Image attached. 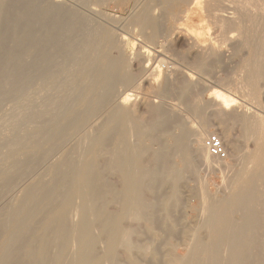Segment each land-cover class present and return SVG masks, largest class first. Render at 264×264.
I'll list each match as a JSON object with an SVG mask.
<instances>
[{"label":"bare ground","instance_id":"obj_1","mask_svg":"<svg viewBox=\"0 0 264 264\" xmlns=\"http://www.w3.org/2000/svg\"><path fill=\"white\" fill-rule=\"evenodd\" d=\"M58 1L0 0V91L5 86L1 87L4 84L1 82L7 75L4 72L8 69V62L13 63L14 68L11 67L17 72L16 76L13 74L15 77L12 75L15 80L11 76L13 71L8 74L10 81H14L10 90L20 92L27 89L28 85L36 83L35 89L28 92L25 90L27 95L44 87L43 81L47 73L53 74V92L48 97L53 102V108L42 107L34 115L31 112L29 125L32 123L35 125L33 127L49 126L54 129L66 121L68 122L65 125L69 122L73 124L72 132L53 139L51 157L55 154L56 159L43 175L35 174L31 178L29 175L32 173L26 171L12 182L9 181L10 183L0 181L1 202L17 188V181L25 180L24 177L28 176L32 179L10 207L4 208L2 205L3 208L0 209V264H264V109H251V106L250 109L242 107L239 111V107L235 108L236 103L229 105L226 96L219 93L215 94L217 101L213 102L217 103V108L213 104L210 106L214 108H206L195 93L198 89L186 80H180L175 72L173 81H165L169 79L164 78L162 86L151 82V89L160 96L178 92L186 100L189 109L201 116L204 122L208 121L206 110L213 109L220 120L231 123L230 128L237 127L240 140H235V135H231L228 130L219 138L228 155L234 157L233 161L236 162L231 165L221 164L218 159L215 161L218 157L207 148L205 133L201 129L187 128L178 116L165 111L167 108H162V103L150 100L141 103L145 114H140L144 119V127L146 126L147 131L144 132L147 133L148 145L137 150L134 140L139 138V133L131 125L130 118H136L138 109L134 102L130 103L132 94L128 93L123 97L120 87L125 85L129 89L137 84L138 74L133 70L126 71L119 65L97 71L84 67L77 74H71L68 71L70 69L64 66L68 55L73 61L78 57L84 58L92 52L91 43L95 44L97 41L102 42V45L112 43L110 47L114 51V57L120 62H126L121 50L129 44L127 32L126 36L114 33L112 25L109 24L114 23V17L103 18L99 13L95 18L85 14L82 17L77 14L78 10L76 12L68 9ZM93 2L96 8L103 5V0ZM157 2L163 13L159 18H152V15L142 18L143 26L140 28L143 41L155 43L176 30L173 19L170 18L176 10H189V6L202 8L206 12L205 16H208L212 36L201 38L187 28H177L179 40L175 41L181 46L189 45L195 49L193 58H189L188 53L183 54L185 61L191 62L199 71L205 73L211 68L214 69L212 66L216 67L221 63L222 48L230 45L233 54L230 56L235 57L241 64L243 77L250 81L247 82L250 83L251 94L256 99L264 92V0ZM142 50V56L149 53L148 48ZM21 51L32 54L30 63L25 60L28 64H23L22 57L19 59ZM60 58L64 59V63L59 61ZM141 68L145 69L142 65ZM149 77L151 80V76ZM77 89L81 100L79 98L73 102V94ZM9 97H6L7 101L11 100ZM2 104L1 100V106ZM77 106L80 110L75 118H72V114L62 118L67 112L63 108ZM230 106L234 107L231 113ZM16 107L19 108L8 107L3 114L8 131L21 128L18 130V139L15 141L6 132L0 142L12 148L19 145L21 147L30 138L41 140L43 135L38 137V134L42 132V128L37 131L31 129L32 127L22 128L21 120L24 117H18L21 114L16 117L10 109ZM87 128L94 129L95 132L90 147H87V138L81 135ZM54 133L55 131L51 134ZM14 152L16 160L4 159L0 164L1 174L9 166H26L32 160L33 149L30 146L21 147ZM79 155L83 156L81 164ZM194 161H202L208 167L216 166L215 169L226 170L224 174L227 185L233 193L219 204L217 198L208 197L203 189L197 188L203 199L199 218L201 220L194 227L181 230L175 221L174 211L181 204L183 183L189 174H195ZM7 201L9 204L13 202ZM212 205H215V209L209 212ZM211 212H214L213 219L208 221ZM136 223L144 225L142 232L148 234L150 242L135 239L141 232L135 226ZM201 229L205 230V235H209L203 237L204 240L208 239L206 242L201 240ZM155 241H161L160 245H154ZM179 248L184 250L183 255H175L174 251ZM162 249L165 250L164 253Z\"/></svg>","mask_w":264,"mask_h":264},{"label":"rangeland","instance_id":"obj_2","mask_svg":"<svg viewBox=\"0 0 264 264\" xmlns=\"http://www.w3.org/2000/svg\"><path fill=\"white\" fill-rule=\"evenodd\" d=\"M84 1L85 0H64V1L63 0H59L58 3L60 2L61 4L65 5V7H67L68 9H72V10H74L76 12L78 10L79 13L77 12V14H79L80 16H82V14H85V16H87V17H90V18L94 17L95 18V17L98 16L97 13H99V16L101 14V16H103V18L107 17V19H109L111 17L112 18L114 17L115 18V19H113V20H115L114 23L110 22L109 24L112 25L111 28L114 31V33H116V35L120 36V34H121V36H124L125 33L127 32L126 35L127 34L128 35L127 36L125 35V36L129 39V44H128V46H125L127 49L125 47L122 48L124 50H121V54L123 55V57L126 58L127 61H129V60H131V61H129V62H127V61L126 62H124V61L120 62L119 59L114 57L115 56V54H113L114 51L110 47L112 43H105V45H102V42H98V41L95 42V44L93 42L91 43L92 44V50L91 51L94 52V53H97V54L94 55L92 52H90L87 56L84 57L85 60L82 57H78V58H76L75 61H73V59H70L69 58L70 56L68 55L66 57V59H65V63L67 62V64H65L63 62L64 59L62 60L60 58L59 61L63 62L65 67L67 66L66 69H70L68 71L69 72L71 71L70 72L71 74H73V73L77 74L78 70H82L84 67L87 68V69H90L91 71L93 69L95 71H97V70H107V69H109V68H111V67H113L115 65L122 66L123 68L126 69V71H130L131 72L133 70L135 73L138 74L137 78H136L137 84H135L131 88H129L130 90L126 89L125 85H122L124 88L122 86H121L122 88L120 87V89L123 90L122 91L123 92L122 96L123 95L126 96V95H128V93H129V95L132 94V96L130 98L131 99L130 103L132 104L134 102V104H136V108L138 109L137 113H139L138 114L139 116L137 115L136 118H135V116H132L130 118L131 125L133 126V128H135V129L137 128L136 131H137V133H139L138 134L139 138H137V140L136 139L134 140V143L137 144L136 145V149L137 150H142L148 145L147 144L148 138H146L147 137V133L144 132V131H147L145 129L146 126L144 127V125H145V124H143L144 123V119L141 118V115H140V114H145V111L143 109L144 107L141 105V103L144 100H150L151 102L157 101L158 103L159 102L162 103V104L159 103L161 105V107L163 106L164 109L167 108L165 111L168 110L170 114H173V115L175 114V116H178V118H180L181 121L186 124L187 128L191 127L193 129L195 128L197 130L201 129L202 132L205 133V143H206V140H207V138L209 136L215 135V136L220 138V136H223L227 130L231 133V135L232 134H233V136L235 135L234 136L235 140H237V139L240 140V138H238L239 137V130L237 129V127H233L232 126L230 128L231 123H228L229 121L220 120V118L216 115V111H214L213 109L209 110L211 107H213V106H210V104H213V102L217 101L215 94L219 93V94H221L223 96H226V98L228 100V103H229V105L231 104V106H233V103H236V105L234 104L235 108H236V106H237V108L239 107L237 110H239V109L241 110L242 107L250 109L251 106H252L251 109H255V108H263L264 109V92H261L256 99L251 94L252 92H251V87H250V83H249L250 81L243 77L244 74H243V72H241L242 70L240 68L241 64L239 63V61L235 57L234 58L232 57L233 56L232 51H231L232 49H230L232 47L230 45H228V46L224 45V49L222 48L223 52H222V56H221L222 60L220 61L221 63L218 62L219 64H217V65L215 64L216 67L212 66L214 68V69L211 68L212 71L210 69L208 71H205V73H203L202 71H199L191 62L185 61V58H184L183 54H185V53L187 54L188 53L189 58H193L195 56V49H193V47H191L189 45H188V47L185 46V45L181 46L179 44V42H176V41L179 40V30H177V28L178 29L179 28H187L194 35H198L201 38L204 37V38L207 39V38H209V36H212L211 35V26H210V24H208L209 23L208 22V16L207 15L205 16L206 12H204L205 11L204 9L202 10V8H198L197 9L195 7L192 8V6H189L187 8L189 10H184V9L181 10V9H179L178 12L176 10L173 13V15H170V18L173 19L172 22L175 25L176 30L174 29L171 33L169 32L168 35H164L163 38L161 37L158 41H156L157 43L153 42L154 43L153 44V43L148 42L146 40L143 41V37L144 36L141 35L143 33L141 32L140 26H143V24H141V20L143 22V19H145L147 17H151V15H152V18L161 17V15L163 13V9H162L161 5L159 4V2H157L158 0H103V5L101 7H97V8L94 7V6H96V4H94V2H93L94 0L93 1L92 0L91 1L87 0V1H85L86 3ZM67 3H68V5H67ZM92 4H93V6H92ZM143 4L145 6H143ZM86 5L87 6L89 5V6L87 7ZM95 8L99 12L97 10H96L97 11L96 12L94 10ZM140 8H141V10H140ZM193 10H195V12H193ZM103 12H106L105 13L106 15L103 14ZM181 12H183L182 14H184V15L180 14ZM185 12H186V15H185ZM187 12H188V14H187ZM87 13H89V14L87 15ZM107 13H108V15H107ZM148 13H149V15H148ZM197 13L198 14L200 13V14L198 15ZM90 15H93V16H90ZM180 15H182L183 18L185 16V19H183L182 16H180ZM187 15H189V16L191 15V17H188ZM82 17H84V16H82ZM135 17H137V18H135ZM186 17H188L189 19L186 18ZM132 18L134 19V21H133ZM179 19H182V20H179ZM116 22H117V24H116ZM118 22H119V24H118ZM117 26H118V28H117ZM164 39H165V41H164ZM133 44H134V46H133ZM168 46H170L169 47L170 49L168 48ZM133 47H135V48H133ZM147 48L149 50V53L148 52L145 53L144 55H146V56L144 57V55L142 56V54H141L142 51H144L142 49H147ZM149 48H151V49H149ZM227 50H229V51H227ZM106 52H108L107 55H106ZM22 53H24V54L22 55ZM131 53H133V54H131ZM19 54H20L19 55L20 56L19 59L22 57L23 61L22 60L21 61L23 62V64L26 61L27 62L32 61L33 57L30 56L32 54H29L26 51H23V52L21 51ZM178 54H180V55H178ZM230 54L232 56H230ZM91 55H93V56H91ZM140 57L145 58V59H143L144 61L141 60ZM147 57H149V58H147ZM176 57H178V58H176ZM232 58H233V60H232ZM80 59L83 61V63H82V61ZM104 59H106V60L104 61ZM136 59H137V61L141 60V61H138V62H140L139 64H137L138 62L136 61ZM77 60H78V62H77ZM98 61L100 62V64H99ZM135 61H136V63H134ZM27 62L25 64H28ZM91 62H93V63H91ZM130 62H132V63L130 64ZM68 63H70L69 64V66L71 65L70 67L68 66ZM109 63H112V64L108 65ZM9 64L10 63L8 62V69L6 68L7 69L6 71H8V70L9 71L8 72H6V71L4 72L5 75L7 74L6 75L7 77L3 74L5 76V77H3V78H5V80L3 78L1 79V80H4V81L1 82V83H4V84H1V87H3L4 85L5 86L3 87L4 90L2 89L0 91V92H2L0 94V98H1L0 99V106H1V100H2V103H3L2 106L0 107V108H3V109L0 110V123L4 124V125L3 124L0 125L1 126L0 127V138L2 137L3 134H5L6 132L7 133L9 132L8 133V134H10L9 136L12 137L15 141L18 139V135H17L18 134V130L21 129V128H18L16 131H13V130L12 131H8L9 128L6 125V119H5V115L4 114L9 109L8 107L19 106V108L16 107V108H10V109L12 110L11 112L16 117L19 114H21V116H22V117L18 116L21 119L24 117V119L21 120V121H23V122H21L23 125L20 123V125H22V128H29V127L31 128L32 127L31 129H33L34 131H37V130H39V128H42V132H40L41 135L38 134L39 135L38 137H40V136L42 137V135H43V137L45 139H43V137H42V139L40 140L39 138L35 139V137H34V138H30L29 140H26L24 143H22L21 144L22 148H25V146H30L33 149V153H32L33 156L31 158L32 160H30V161H28L26 163V166L28 168L25 166V164H23L22 167L18 166L19 168L16 166L17 169L15 168L14 165H13L14 167L13 166H9L6 169L4 174L0 173V175H2V176H0V181H2V182L3 181H8V182L11 181L12 182L13 180H15L16 177H18L20 174H23L26 171H29V172L32 173V175L31 174L29 175L31 178L35 174H36L35 176H37L39 174H42V173L44 174L46 172V169H48L50 167V165L52 164V162L56 159V157H54V156H56L55 154L52 155V157H51V154H53V151L51 149L52 148L51 146L53 145V139H58V138H60V137H62L64 135L68 134L69 132H72V125H73L72 123L70 124V122L68 123V125H65V123L67 124L68 121L63 122L62 124L58 125V127L54 128V129L50 128L49 126H43V127L42 126H38V127L36 126V127H33L35 125L32 124V123H30V125H29L30 119H28V118L31 116V112H32V115H34L35 113H37L36 111L41 110L42 107H43L42 109H44L45 107H46V109L47 108H53V104H52L53 102L48 98L50 96V94H52V92H53V74H52L53 72L52 73L49 72V74H52V75H48V73H47V76L45 77V79L43 81L44 82V87L36 89L34 91V93H32L30 95H27L28 91L35 89V84L36 83H34V85L33 84H30V86L28 85L27 86V89L29 88L28 90L26 88L23 91H20V92L19 91H14L13 89L10 90L11 89L10 85H12L14 83L13 80H15L14 77L16 76L17 72H14L15 70L13 71V69H12V67H13L12 64L13 63H11L10 65ZM80 64H83V65H80ZM77 65H79L80 67L77 66ZM141 65L145 69H142ZM9 66H10V68H9ZM99 67H101V68L98 69ZM146 67H147V69H146ZM149 68H151V70L152 69L154 70V71L152 70L153 73L151 72V70ZM139 70H140V73H139ZM12 71L14 73H12L11 76L13 74H15V76L13 75L14 76V77L12 76L13 80L10 81L11 77L9 76L10 75L9 73H11ZM175 72L178 73L177 75L180 78V80H186L187 82H189L192 85H194V87H196V90L198 89L197 90L198 93L197 92H195V93L199 96L198 98L200 100H202L204 105L207 106L206 108H209V109L206 110V112H207L206 113V117H207V120H208L207 122L206 121L204 122V120H203V118L201 116H199L196 112H194V111L189 109L190 107L186 103V100H183L184 97L182 95H180L178 92L176 94L174 92L173 95H172V93H169L171 95H169V94L167 95L166 94V95L160 96L158 93H154L155 91L153 89H151L152 88L151 84H150L151 82H153V83H155V84H157L159 86H162L165 81H171V80L173 81L175 79V76H174ZM146 73H147V75H145ZM149 76H151V80H150ZM169 77H171V78H169ZM164 78H167L169 80H165ZM147 80H149V81H147ZM247 81H249V82H247ZM45 89H47V90H45ZM5 90H6V92H5ZM11 91H12V93H11ZM7 94L10 97L7 96ZM4 95H5V100H3ZM14 96H15L16 100L14 99ZM251 96H253V97H251ZM6 97H7V99L9 97L11 100L7 101ZM44 97H47V98L44 99ZM18 98H20V99H18ZM74 98H75V100H74ZM79 98H80V94H78V89H77L76 91H74V94H73V98H72L74 100L73 102L77 101ZM252 99H253V101H252ZM80 100H81V98H80ZM23 103H25V104H23ZM131 104H129V108H131L130 107ZM215 104H217V103H214L213 105H215ZM25 105L26 106L28 105L29 107L28 106L26 107ZM48 105L50 107H48ZM4 106H5V108H4ZM36 106L37 107L39 106V107L37 108ZM231 106H230V111H229L230 113L232 111L231 109L234 108V107H231ZM30 107H31V109H29ZM214 107L217 108V105H215ZM23 108L27 109V110H24ZM63 109L67 110V112L68 111L70 112V114H67V112H66V114H64L62 116L63 119H65L66 115H71V114H72V118H75L76 115L78 114L79 110H80V108H78V106L75 107V108H67V109L63 108ZM16 110L19 111V112H17ZM25 112H27V113L25 114ZM23 113L27 117L24 116ZM66 126L67 127L69 126V127L67 128ZM141 126L144 127V129ZM47 129H48V131H46ZM54 131H55V133L51 134ZM59 131H62V132H59ZM13 132H15V133H13ZM45 134H46V136H45ZM58 134H60V135H58ZM81 135L85 136L87 138V139H85V141H87V147H90V145L92 143V139H94V136H95L94 129L87 128V131H85L84 134L82 133ZM34 142H35L36 145L34 144ZM0 144H1V146H0V164L3 163L2 161L4 159L5 160H10V161L16 160L15 156H14V153H15L14 151H16L19 148H21L20 145L18 146L19 148L18 147H12L11 148V147L5 145L2 142H0ZM29 144H31V145H29ZM2 145H3V147H2ZM4 147H6V149ZM223 148L225 150L226 156L224 158H215V161L218 159L220 161L219 163H221V164L222 163L223 164H231V165L235 164L236 161L235 160H234L235 162L233 161L234 157L229 156L224 146H223ZM50 150H51V152H50ZM47 151H49L50 153L47 152ZM48 153L50 154V156H49ZM3 154L5 156H8V157H5ZM46 157H48V158L51 157V158H49V159L47 158L46 159ZM39 158H40V163L38 164ZM78 158H79V164H81L82 160H83V156L79 155ZM193 163H195V164H193L195 174L194 175L189 174V176H187V178L185 180L186 182L183 183L184 186L182 185L181 193H180V195H181L180 196L181 197V204L174 211L175 221H176V223L178 225V228L181 229V230L182 229L192 228L196 224L199 223V220H201L199 218H201V212H200L201 210L200 209H202V206H203V199L200 196L198 189H200V188L203 189L205 194L208 197H211L213 199L217 198L219 200V204L222 203V201L224 202L227 198L231 197L232 193H233L231 191V188L229 187V185H227V179H226V176H225L226 170H224L222 168H216L215 169L216 166H209L210 167L209 168L202 161H194ZM37 165H39V167ZM220 169L222 171H220ZM29 176L28 177H24L25 180H23V179H22V181L20 180L19 182H21V183H19L18 181L16 182L20 186L17 184L18 185L17 188L15 187L14 190L9 193V195H6V197L0 202V209L3 208V206H4V208L10 207L14 203V201H16L21 196L22 190L24 189V187L28 183H30V181L32 180L31 178H29ZM28 178H29V180H26ZM24 182H26V183H24ZM5 185H6V183H5ZM210 194H211V196H210ZM226 194H227V196H225ZM10 198H14V199H10ZM7 200H9L10 202L11 201H13V202H11L9 204V202ZM214 209H215V205H212L210 207L209 212L212 211V210L214 211ZM213 214H214V212H211V217H210V219H208V221L213 219ZM142 225L138 224V223L135 224V226H138V230H141L139 236L138 237L136 236L135 239H138L139 241H142V242H150V238H148L149 237L148 234L145 233V232L144 233L142 232L143 226H144V225L143 226ZM204 231H205L204 229H201L199 231L201 240H204V238H203L204 236L205 237L206 236L209 237V235H205ZM201 233H203L202 234L203 236L201 235ZM204 241L206 242V241H208V239L204 240ZM177 242H179V241H177ZM160 243H161V241L153 242L154 245H157V244L160 245ZM163 249H162V253H164V251H165ZM174 253H175V255H183L184 254V250L182 248H179L176 251H174ZM179 261H180V259L178 258L177 262L179 263Z\"/></svg>","mask_w":264,"mask_h":264},{"label":"built area","instance_id":"obj_3","mask_svg":"<svg viewBox=\"0 0 264 264\" xmlns=\"http://www.w3.org/2000/svg\"><path fill=\"white\" fill-rule=\"evenodd\" d=\"M206 145L209 151L218 158H224L226 156L225 150L219 140V137L212 135L206 140Z\"/></svg>","mask_w":264,"mask_h":264}]
</instances>
